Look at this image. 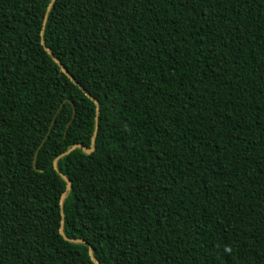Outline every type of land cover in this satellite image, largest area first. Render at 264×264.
Instances as JSON below:
<instances>
[{
    "label": "trees",
    "instance_id": "trees-1",
    "mask_svg": "<svg viewBox=\"0 0 264 264\" xmlns=\"http://www.w3.org/2000/svg\"><path fill=\"white\" fill-rule=\"evenodd\" d=\"M0 264H264V0H0Z\"/></svg>",
    "mask_w": 264,
    "mask_h": 264
},
{
    "label": "water",
    "instance_id": "water-1",
    "mask_svg": "<svg viewBox=\"0 0 264 264\" xmlns=\"http://www.w3.org/2000/svg\"><path fill=\"white\" fill-rule=\"evenodd\" d=\"M63 71V70H62ZM63 73H65L70 79H72L67 73H66V71H63ZM76 84V83H75ZM88 98H90V96L87 94L86 95ZM73 108V117H74V114H75V112H74V107H72ZM52 124L53 123H51V125H50V127L52 126ZM43 143V142H42ZM74 148H80V146H75ZM73 148V149H74ZM87 154H90L91 152H92V150H87V151H85ZM35 158H36V154H35V157H34V160H33V168L35 169V171H38L37 169H36V167H35ZM54 168H55V162H54ZM64 181L66 182V186H67V190H69V188H70V182L68 181V180H66V179H64ZM63 200V199H62ZM60 233H61V235H62V231H60ZM91 259H92V261H94V259L91 257Z\"/></svg>",
    "mask_w": 264,
    "mask_h": 264
}]
</instances>
